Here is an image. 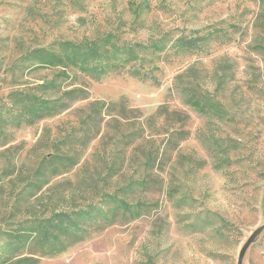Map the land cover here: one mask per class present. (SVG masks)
<instances>
[{
    "label": "rangeland",
    "instance_id": "374dc122",
    "mask_svg": "<svg viewBox=\"0 0 264 264\" xmlns=\"http://www.w3.org/2000/svg\"><path fill=\"white\" fill-rule=\"evenodd\" d=\"M142 1L0 0V176L18 180L5 186L0 198L5 203L9 195L17 194L19 180L34 176L45 154L78 147L95 126L78 124L77 110L91 102L125 100L143 118L165 107L185 118L182 130L188 135L179 142L171 163L158 168L162 188L154 194L138 190L131 197L143 203L141 217L117 219L39 264H264V54L260 50L264 33L258 27L264 14L256 0H148L149 12L142 11L135 21L131 7ZM209 28L220 30L216 35L224 36L223 43H213L205 53L161 63L159 87L124 75L100 81L80 77L74 87L86 90L87 99L32 126L18 127L14 122L17 110L8 95L30 90L56 74L52 69L30 68L23 61L33 49L110 32L124 41L146 42L172 29L191 33ZM179 75L192 92L219 102L223 117L202 115L185 106L172 93ZM95 124L101 133L82 151L78 165L45 185L28 203L29 210L67 208L73 193L59 191L69 186L79 202L129 182L136 167L128 157L127 175L114 179L104 175L112 163V123L105 117ZM159 128L161 133L169 130ZM106 132L110 136L101 140ZM164 136L156 138L161 142ZM56 183L62 184L58 191L52 188ZM5 208L1 206L3 214ZM260 229L241 258L245 244Z\"/></svg>",
    "mask_w": 264,
    "mask_h": 264
},
{
    "label": "trees",
    "instance_id": "16d2710c",
    "mask_svg": "<svg viewBox=\"0 0 264 264\" xmlns=\"http://www.w3.org/2000/svg\"><path fill=\"white\" fill-rule=\"evenodd\" d=\"M256 2L263 15L264 0ZM149 10L148 0L131 7L135 21L141 18L142 11ZM258 27L264 33V17L258 21ZM219 31L209 28L186 33L172 29L150 36L146 42L124 41L118 33L110 32L94 39L62 40L49 47L33 49L23 61L30 68L52 69L56 74L30 90H18L8 95L9 103L17 110L14 122L18 127L32 126L43 119L60 115L74 103L87 99L86 90L74 87L80 77L100 81L106 77L124 75L159 87L163 78L161 63L178 56L205 53L213 43H223L224 36L216 35ZM260 50L264 54V46ZM184 78L183 75L175 78L172 93L185 106L202 115L216 114L223 117L222 105L206 95L192 92ZM77 113L78 124L86 128L95 126L86 132V138L78 147L60 154L53 151L45 154L37 162L35 175L19 180L22 186L17 194L9 195L5 203L0 198V264H39L42 258L66 252L113 225L117 219L127 221L141 217L144 205L139 201H131V197L138 190L154 194L162 188L163 181L157 176V172L161 171L158 168L171 163L179 142L186 140L188 135L182 130L185 118L178 112L170 113L165 107L156 115L143 118L125 100L109 103L96 100L77 110ZM105 117H110L112 123V163L107 166L104 175L112 179L127 175L129 169L125 167H128V157L131 162L135 161L136 167L132 175L128 176L129 182L114 192L105 191L93 196L92 200L81 198L83 200L79 202L72 197L75 192L69 186L59 193H73L70 195L72 205L64 209L52 206L42 213L29 210L28 203L45 185L78 165L82 151L101 133L100 129H96V119L102 122ZM159 127L169 130L161 133ZM107 133L102 135L101 140L110 136ZM159 135H165L161 142L156 138ZM217 143L214 141L216 147ZM7 179L6 176H0L1 194L5 192V186L12 187L18 181L16 177ZM84 183L86 186L91 185L87 180ZM52 188L58 191L62 184H52ZM1 206L6 207L3 210L5 214L1 212Z\"/></svg>",
    "mask_w": 264,
    "mask_h": 264
},
{
    "label": "water",
    "instance_id": "95a60500",
    "mask_svg": "<svg viewBox=\"0 0 264 264\" xmlns=\"http://www.w3.org/2000/svg\"><path fill=\"white\" fill-rule=\"evenodd\" d=\"M260 231H261V229L258 230V231H257V232H256V233H255L250 239H249V241L247 242V244L245 245V247L243 248V250H242V252H241V258H242V256L244 255V253H245V251H246L248 245L250 244V242H252L253 239L259 235Z\"/></svg>",
    "mask_w": 264,
    "mask_h": 264
},
{
    "label": "bare ground",
    "instance_id": "6f19581e",
    "mask_svg": "<svg viewBox=\"0 0 264 264\" xmlns=\"http://www.w3.org/2000/svg\"><path fill=\"white\" fill-rule=\"evenodd\" d=\"M246 244H247V243H246ZM246 244H245V245H246ZM244 247H245V246H244Z\"/></svg>",
    "mask_w": 264,
    "mask_h": 264
}]
</instances>
